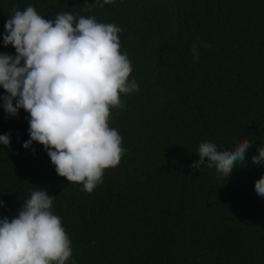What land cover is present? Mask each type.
I'll return each instance as SVG.
<instances>
[{
  "label": "trees",
  "instance_id": "obj_1",
  "mask_svg": "<svg viewBox=\"0 0 264 264\" xmlns=\"http://www.w3.org/2000/svg\"><path fill=\"white\" fill-rule=\"evenodd\" d=\"M0 0L4 25L29 5L45 19L61 12L120 27L139 91L121 94L109 126L125 149L91 193L60 177L43 145L23 143L29 113L0 106V219L18 215L32 191L54 196L51 211L71 240L67 264H264V0ZM198 45V58L192 45ZM4 90L0 88V96ZM2 105V100H0ZM253 146L228 178L199 161L200 143Z\"/></svg>",
  "mask_w": 264,
  "mask_h": 264
},
{
  "label": "clouds",
  "instance_id": "obj_2",
  "mask_svg": "<svg viewBox=\"0 0 264 264\" xmlns=\"http://www.w3.org/2000/svg\"><path fill=\"white\" fill-rule=\"evenodd\" d=\"M112 2L103 0L100 7ZM13 13L4 25L3 46L11 45L15 55L0 53L5 93L0 106L9 117L21 109L29 113L30 139L23 147L35 155L33 143L43 145L56 173L91 193L103 183L104 171L118 166L125 154L121 135L109 126L111 109L124 106L121 94L139 91L136 80L129 79L131 60L121 52L122 29L94 17L77 20L71 12L45 19L32 5ZM197 47L192 45L196 58ZM0 144L9 147L10 134L0 135ZM252 146L243 139L234 150L218 151L215 143L202 142L200 159L191 167H215L228 178ZM251 160L264 163V146ZM254 189L264 198V174ZM53 199L48 191H32L16 217L0 219V264H67L71 240L51 211Z\"/></svg>",
  "mask_w": 264,
  "mask_h": 264
}]
</instances>
